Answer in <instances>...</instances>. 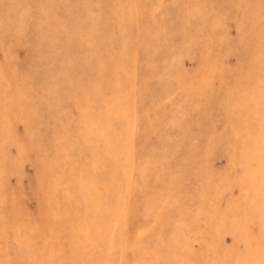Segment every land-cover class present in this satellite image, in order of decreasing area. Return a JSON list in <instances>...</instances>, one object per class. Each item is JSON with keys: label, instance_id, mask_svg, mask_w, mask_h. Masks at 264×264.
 <instances>
[{"label": "rangeland", "instance_id": "obj_1", "mask_svg": "<svg viewBox=\"0 0 264 264\" xmlns=\"http://www.w3.org/2000/svg\"><path fill=\"white\" fill-rule=\"evenodd\" d=\"M0 264H264V0H0Z\"/></svg>", "mask_w": 264, "mask_h": 264}]
</instances>
